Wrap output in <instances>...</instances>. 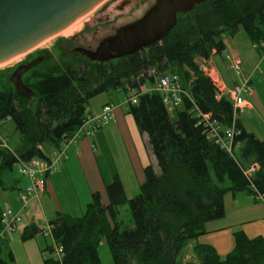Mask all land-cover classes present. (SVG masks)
Here are the masks:
<instances>
[{
    "label": "trees",
    "instance_id": "1",
    "mask_svg": "<svg viewBox=\"0 0 264 264\" xmlns=\"http://www.w3.org/2000/svg\"><path fill=\"white\" fill-rule=\"evenodd\" d=\"M238 28L264 63V0H208L178 15L160 43L128 57L99 64L82 58L58 65L42 66L41 61L21 77L34 95L33 103L19 97L0 75V122L9 120L18 138L14 150L0 143V192L17 190L16 179L11 182L5 176L16 160L42 159L58 149L82 124L87 102L110 90L135 91L134 104H123L124 113L146 136L156 164V173L150 165L144 167L143 182L131 199L125 198L115 176L104 185L105 206L95 193L79 217L56 214L47 225L62 256L55 260L45 244L42 264H100L101 242L112 264H177L189 244L194 261L185 264H264V241L249 240L240 231L232 233V249L223 258L196 243L207 223L223 218L225 194L264 195V141L243 131L230 103L218 97L196 63L220 56L222 36L231 38ZM170 64L177 66L185 90L173 108L174 121L162 95L152 90L156 77L170 72ZM145 84L150 90L140 91ZM200 115H209L221 131L233 127L238 132L232 138L238 143L232 156L205 135ZM253 164L257 170L247 181L242 172ZM122 206H127L132 225L120 231L116 220ZM40 231L26 226L19 241H29ZM8 244V236L0 238V264H15Z\"/></svg>",
    "mask_w": 264,
    "mask_h": 264
},
{
    "label": "crops",
    "instance_id": "2",
    "mask_svg": "<svg viewBox=\"0 0 264 264\" xmlns=\"http://www.w3.org/2000/svg\"><path fill=\"white\" fill-rule=\"evenodd\" d=\"M232 40L233 37L230 38L227 45L222 38L224 51L219 59L229 63L226 57L237 58L241 63L239 72H242V79L248 81L251 90L249 93L240 94L245 109L238 115L239 118L237 115L235 118L245 133L253 135L258 141H264V71L259 69L262 62L248 41L245 45L247 51L243 49L239 57V54L234 50L235 46ZM232 53H236L238 56ZM210 59L211 57L205 62L200 60L202 63L200 69L216 87L218 97H222L231 105L230 92L233 83L228 87L225 82L220 81L219 73L212 66ZM255 61L256 63H254ZM258 62H260L259 65H257ZM169 70L178 74V68L175 64H170ZM139 90L142 91V88ZM149 90V87L144 89V91ZM129 92L132 95L128 99H131L134 97L135 91ZM104 105L112 106V121L91 136H81L79 140L65 148L63 163L56 174L45 179L43 193L38 203L30 202L26 209H20L17 195L26 183L21 178L16 179L14 185L16 191L1 192L9 194L2 196L4 208L0 210H11L20 217L16 232L19 233L22 226L24 228L29 225H34L42 230L45 225L53 220L56 214L77 217L74 215L79 212L82 213L81 209L83 211L85 205L90 201V196L95 193L100 196L101 205L105 206L104 185L115 176L120 181L125 198L131 199L127 198L126 194L130 193L133 197L137 193L138 187L143 182L144 167L150 165L153 171L157 172L155 160L147 145V138L144 134L138 133L131 117L124 113V105H113L111 102L105 101L97 111L91 113H98ZM231 198L234 201L235 197L231 196ZM253 205V207L258 206ZM22 220L25 224H22ZM206 226L207 224L204 227L205 235L198 238L196 243L210 246L219 258H223L231 251L232 233L235 231L242 232L249 240L259 237L264 241V213L256 218L252 217L240 223L231 224V226L219 225L208 229ZM12 236L14 235L8 236V247L15 264H20L21 259L23 264H41L40 256L44 243L41 245L37 241V239L42 241L39 234L24 243H21L19 238L12 239ZM15 250L18 251V256Z\"/></svg>",
    "mask_w": 264,
    "mask_h": 264
},
{
    "label": "rangeland",
    "instance_id": "3",
    "mask_svg": "<svg viewBox=\"0 0 264 264\" xmlns=\"http://www.w3.org/2000/svg\"><path fill=\"white\" fill-rule=\"evenodd\" d=\"M121 1L122 0H103L91 11H89V14L75 22L67 29L42 41L26 53L0 64V75L8 79L9 75L13 72L16 66L24 64V62L30 59L32 60V58L34 60L37 57H42V66H44L45 64L58 65L61 63L78 62L81 58L86 61L83 57H80L78 54L74 53L73 49L79 47L83 49L94 50L97 43L100 42L102 38L113 35L115 29L119 28L120 26L132 23L140 19L154 4V0H128V5H126L124 8H120ZM108 5H110V7L108 9H105ZM178 15L180 14H177L176 17ZM105 19H107V22H105ZM222 38L228 45L230 38L226 35L222 36ZM232 43L235 46L234 50L239 54V57L243 49L247 51V47L245 45L248 42L240 28H238V30L234 34ZM232 54L238 56L236 53ZM219 58V56H211L210 61L212 62V66L218 71L220 81L225 82L226 86L228 87L231 86L232 83V87L234 85L237 86L241 84L240 82L243 81L242 72H239V74L237 75L233 71H230L228 68H226L229 63ZM260 62H258L257 65H259ZM196 63L198 64L199 68H201V61L196 60ZM254 63H256V61ZM259 69L260 71L261 69L264 71V63L260 64ZM150 71L151 70H149V72ZM146 87L147 85L145 84L142 87V91H144ZM131 95L132 93H130L129 91L124 94L122 91L110 90L106 94L103 93L90 99L85 106V110L87 113L95 112L105 101L111 102V104L113 105H122L126 103V100L130 98ZM166 108L169 113V119L171 121H174L173 109L169 107V104H167ZM238 115L239 114H237V117ZM0 143L9 150H14L18 144L17 135L14 132L13 125L9 120L0 122ZM46 150L47 149H45L44 151L47 152ZM5 176H7L6 179L10 180L11 182L19 178L16 175L14 166L12 172ZM8 194L9 193L3 194L0 192V209L4 208L2 196ZM134 195H136V193ZM13 196L14 195L12 194V197ZM126 196L127 198H132L130 193H127ZM231 196V194H225L222 198V205L224 208L223 211L225 210L223 218L207 223L206 229L219 225L231 226V224H237L252 217L256 218L260 214L264 213V207L262 203L255 200L253 196L246 195L244 193H236L233 195L235 197L234 201H232ZM253 204L258 206L253 207ZM80 214L81 213L79 212L74 216L78 217ZM116 222L119 225L120 231L129 229L131 227L132 222L127 206L118 208ZM22 224H25L24 220H22ZM20 232H15L13 234L14 236H12V239L19 238ZM41 239L42 241L40 239H37V241L41 243V245L43 243L44 245H50L48 239H45L43 237ZM190 246L191 244L186 246L185 249H183L179 254L177 258V264H185L186 262L194 261L189 252ZM15 253L18 256V251L15 250ZM97 254L100 264H112L109 252L104 242H101L97 247ZM40 257L41 260H43L47 257V255L41 253ZM21 260L20 264H23V260Z\"/></svg>",
    "mask_w": 264,
    "mask_h": 264
},
{
    "label": "water",
    "instance_id": "4",
    "mask_svg": "<svg viewBox=\"0 0 264 264\" xmlns=\"http://www.w3.org/2000/svg\"><path fill=\"white\" fill-rule=\"evenodd\" d=\"M102 1L0 0V63L26 53L56 35ZM207 1L155 0L140 19L117 28L93 51L78 47L73 52L96 64L128 57L160 43L171 31L177 14L190 13ZM40 62L41 58H36L18 65L8 78L14 92L30 103L34 102V95L21 83V77Z\"/></svg>",
    "mask_w": 264,
    "mask_h": 264
},
{
    "label": "built area",
    "instance_id": "5",
    "mask_svg": "<svg viewBox=\"0 0 264 264\" xmlns=\"http://www.w3.org/2000/svg\"><path fill=\"white\" fill-rule=\"evenodd\" d=\"M226 58L229 61L228 69L233 71L235 74H238L241 67L240 61L235 57ZM152 73L153 71H151V74ZM155 80L154 90L162 95V103L164 107H166L167 104H169L171 109L177 107L179 105V95L185 93L178 75L173 72H169L158 75ZM245 92H251L247 80H244L241 84L232 87L230 96L232 99L231 107L233 116L234 114H240L242 110L245 109L244 101L240 98V94ZM134 99L135 98L132 97L127 100L126 103L134 104ZM199 117L200 123L204 128L205 135L227 155L232 156L234 151L238 149V143L233 144L232 138L238 135V132L234 131L233 127L221 131L218 124L212 121L209 115H200ZM112 118V106L104 105L100 108L98 113H88L73 136L69 139H65L58 149L51 150L44 156V158H32L24 162L16 160L14 165L16 175L24 179L26 182L17 195L20 209H26L30 202L38 203L43 193V184L45 179L59 171L64 160V150L69 144L75 143L81 136H91L100 128L107 126L112 121ZM2 146L4 147V145ZM256 170V164L250 165L242 172V175L247 181H249ZM254 199L264 205V195L255 193ZM19 223L20 217L17 213L12 212L11 210L1 211L0 238L3 236L13 235L17 231ZM50 231V227L45 225V227L40 231V235L43 238L48 239L52 249L51 256L55 260L60 261L62 256L61 249L53 243Z\"/></svg>",
    "mask_w": 264,
    "mask_h": 264
},
{
    "label": "flooded vegetation",
    "instance_id": "6",
    "mask_svg": "<svg viewBox=\"0 0 264 264\" xmlns=\"http://www.w3.org/2000/svg\"><path fill=\"white\" fill-rule=\"evenodd\" d=\"M154 2H155V0H154ZM128 3H129L128 0H122V1H121V5H120V8H124L126 5H128ZM153 5H154V4H153ZM153 5H152V6H153ZM121 6H122V7H121ZM152 6H151V7H152ZM109 7H110V5H108L105 9H108ZM151 7H150V8H151ZM105 22H107V19H105ZM134 22H135V21H134ZM129 24H130V23H129ZM126 25H127V24H126ZM122 26H123V25H122ZM120 27H121V26H120ZM115 30H116V29H115ZM114 32H115V31H114ZM113 34H114V33H113ZM111 36H112V35H111ZM107 37H110V36H107ZM104 38H106V37H104ZM102 39H103V38H102ZM102 39H101V40H102ZM98 43H99V42H98ZM98 43H97V45H98ZM97 45H96V47H97ZM96 47H95V48H96ZM95 48H94V49H95ZM73 50H74V49H73ZM87 50H89V51H93V50H91V49H87Z\"/></svg>",
    "mask_w": 264,
    "mask_h": 264
},
{
    "label": "bare ground",
    "instance_id": "7",
    "mask_svg": "<svg viewBox=\"0 0 264 264\" xmlns=\"http://www.w3.org/2000/svg\"><path fill=\"white\" fill-rule=\"evenodd\" d=\"M90 13V12H89ZM89 13H87V14H89ZM87 14H85V15H83L82 17H80L79 19H77L76 21H74L72 24H70L68 27H70L71 25H73L75 22H77L78 20H80L81 18H83L84 16H86ZM68 27H66L65 29H67ZM64 29V30H65ZM63 31V30H62ZM61 32V31H60ZM17 57V56H16ZM15 58V57H14ZM13 59V58H12ZM11 60V59H10ZM9 61V60H8ZM7 62V61H6ZM4 63V62H3ZM0 64H2V63H0Z\"/></svg>",
    "mask_w": 264,
    "mask_h": 264
}]
</instances>
